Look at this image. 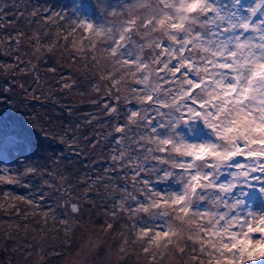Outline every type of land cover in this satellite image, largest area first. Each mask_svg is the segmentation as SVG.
Wrapping results in <instances>:
<instances>
[{
  "label": "snow or ice",
  "instance_id": "snow-or-ice-1",
  "mask_svg": "<svg viewBox=\"0 0 264 264\" xmlns=\"http://www.w3.org/2000/svg\"><path fill=\"white\" fill-rule=\"evenodd\" d=\"M89 7L104 22L78 16L74 30L89 34V51L103 47L113 69L105 77L117 92L129 80L136 85L128 102L138 107L113 125L117 145L128 147L113 154L112 170L127 165L139 192L120 189L111 215L143 213L133 227L152 260L153 248L174 245L181 257L190 251L191 264H264V0H94ZM106 110L120 116L118 106ZM4 143L0 134V152ZM141 157L154 163L146 167ZM16 175L2 168L0 182L19 183ZM162 184L175 187H155Z\"/></svg>",
  "mask_w": 264,
  "mask_h": 264
},
{
  "label": "rangeland",
  "instance_id": "rangeland-1",
  "mask_svg": "<svg viewBox=\"0 0 264 264\" xmlns=\"http://www.w3.org/2000/svg\"><path fill=\"white\" fill-rule=\"evenodd\" d=\"M10 1L0 2V9L5 8V13L10 9ZM110 2L119 3L120 0H110ZM248 2L250 0H245V3ZM90 3H93V1L78 0L75 2V0H72L68 11L63 9L47 11V9H43L42 13L48 15L46 18H49V20L43 18V20H38V23L45 28L47 25L52 26L53 22L57 20L54 15L57 12L62 13L64 17L68 15L73 21L79 16L94 19L97 23L104 22L103 17L91 10ZM24 5H28L27 16L37 15V11H32L29 4ZM108 19L112 20L114 18L109 17ZM84 34L89 44L90 36L86 32ZM88 44H71V51L63 54L62 61L67 64L64 69L69 68L76 71L75 73L84 71V61L92 59L100 67L102 63L101 70H105V72L100 70L91 79L85 75L91 74L90 67L83 72L85 73V79L75 88L78 95L74 97V100H80V96L90 104L87 110L82 111V122L89 125L90 123L94 125L100 123L99 132L107 128L103 132L104 134L96 133L98 136H95L94 133L92 136L89 129L84 132H79L78 129L70 133L67 131L63 137L67 140L65 147L68 153L64 154L62 150H59L55 159L48 160L53 163L27 160L14 166H10L9 163L2 166V168L14 170L17 175L13 179L19 181V183L14 182L12 184L1 182L3 193L0 197V239L7 235L11 237L10 247L20 248L18 253L21 255L22 260H20L21 262L18 261V264H44L47 256L54 257L55 253L58 254L61 248L54 250V247L58 242L61 243V239L56 236V233L60 230L63 231L60 233L68 231V238L62 240V243L68 246V248L62 250L64 264H121V261H119L121 252L114 254L113 250L105 246L106 243L104 242L109 241L116 223L127 230L126 238L129 234L136 233V229L133 227L134 219H139V216L143 215V213H140L133 218L122 210L118 211L115 217L111 215L116 199L121 195L120 189H127L124 195L129 193L138 195L139 192V189L134 188L131 184L132 173L127 165L123 170L119 168L112 170L115 167V162L112 160L113 154L118 152L121 147H128L126 144L117 145L116 140L119 138V134L114 131L113 125L125 124L126 121L122 118L124 114L136 110L138 107L135 101L128 102L133 96L128 88L136 85H132L129 80L117 92L111 86L109 79L105 77L107 71L113 70L112 66L107 64L106 60L103 62L102 57H94L95 53L89 51ZM19 52L20 50L16 48L15 53L18 57ZM99 54L105 55L103 49ZM97 60H99V63L96 62ZM58 82L61 86L65 85V82L61 83L60 79ZM68 84L70 85L71 82ZM122 102L123 107L118 106ZM106 106H118L120 116L113 117L110 115L106 110ZM9 107V104L2 105L0 113L9 112L11 110ZM4 125L5 121L2 122V126ZM76 125L79 124L76 123ZM110 133H112L111 138ZM61 157L68 161L71 160V162L78 159L77 162H81L82 168L80 169L74 162L72 164L71 162L62 161ZM141 162L145 163L146 167L150 163H154L150 160L144 161L143 157H141ZM18 165H20L19 168H17ZM27 167L35 168L36 171L33 174L27 173L25 172ZM71 176V179L74 178L73 180L70 179ZM36 178L39 184L36 183ZM68 179L73 183H67L65 180ZM74 180H82L86 187L84 188V185L75 183ZM85 180L88 181L84 182ZM155 187L158 190H163L175 186L162 184L155 185ZM28 201H32V203ZM65 202H67V205L76 203L80 211L75 214L71 213L70 207ZM99 208L103 211L98 212L97 209ZM61 220L67 221V223L62 224ZM108 223H112L113 227L111 229L107 228ZM46 237H49V242L51 240L54 242L47 243ZM185 241H182V243ZM130 243L133 246L141 247L138 250L135 249V253L126 259V264H146V261L150 264H165L167 259L172 260L174 263L182 261V264H191L190 251L186 250V254L181 257L174 245L169 246V252L164 249L157 251L153 248L152 250L156 251V258L152 262L147 259L150 257L143 252V247L148 245H142V242L137 238L131 239ZM48 244H51L53 248L50 249ZM100 252L105 254L98 256ZM9 258L7 257V260ZM45 264H49V262Z\"/></svg>",
  "mask_w": 264,
  "mask_h": 264
},
{
  "label": "trees",
  "instance_id": "trees-1",
  "mask_svg": "<svg viewBox=\"0 0 264 264\" xmlns=\"http://www.w3.org/2000/svg\"><path fill=\"white\" fill-rule=\"evenodd\" d=\"M17 1L20 7H23L24 4H29V7H32V11H37V15L29 17L28 27L23 30L24 39L21 40V45L14 48H5L6 45L3 43L4 47H0V107L4 104H9V108H11L7 113H0V118H2L0 119V134L3 135L5 140L3 151L0 152V169L6 163L14 166L27 160L53 163L48 160L55 159L59 150H62L64 154L68 153L65 147L67 140L63 137L67 131L70 133L78 129L79 132H84L89 129L90 135L93 136L95 133V136H98L96 133L104 134L103 132L107 129L105 128L102 132H99L100 123H95V125L83 123L81 118L82 111L87 110L90 104L80 98V96V100H74V97L78 95L75 88L85 79V75L90 79L93 78V75H97L102 69V63L100 67L92 59L84 61L85 69L83 72L90 67L91 74L88 75L83 72L75 73L76 71L69 68L64 69L67 64L62 61L64 58L63 54L71 51V44H88L83 30H74V21L68 15H65L64 19H57L52 26L47 25L46 28L38 23V20H43V18L45 19L48 16L42 13L43 9H47V11L59 9L68 11L72 0ZM91 1L94 2V0ZM45 20L48 21L49 18ZM16 48L20 50L19 57L15 53ZM102 49L103 47L99 46L94 52V57H102L103 62H105V55L99 54ZM49 69H54L55 71H49ZM101 71L105 72V70ZM59 79L61 83L65 82V85H59ZM69 82H71L70 85L68 84ZM118 106L123 107V102L119 103ZM1 120L2 122L5 121L4 126H2ZM76 123L79 125H76ZM21 131L23 132V138L13 135ZM111 136L112 133H110V138ZM12 139H15L16 143L26 144V146L23 150H16L13 144L8 143ZM61 158L64 162H71V160L68 161L63 157ZM77 161L79 160L74 159L71 163H76L81 169L82 164ZM19 167L20 165L17 166V168ZM70 179L65 181L73 183L71 180L74 178ZM35 181L39 184L37 178ZM74 181L79 185H84L82 180ZM87 181L85 180L84 182ZM83 187L85 188L86 185ZM2 193L0 182V197ZM97 211L102 212L103 210L99 208ZM60 232L63 231L60 230L56 233V236L61 239V243L57 241V245L54 244V250H59L60 247L61 251L58 254L55 253L54 257L47 256L44 260L45 263L60 264L61 262V264H64V253L62 250L68 248V246L64 245L62 240L68 238V231L66 233ZM126 235L127 230L121 227L119 223H116L109 241L104 242L106 243L105 246L113 250L114 254L121 252V258L119 259L121 264H126V259L135 253V249L138 250L141 247L133 246L130 243L131 239L137 238L136 233L129 234L127 238ZM46 238L47 243L54 242L52 240L49 242V237ZM10 239L11 237L7 235L0 239V264H18L17 262L22 260L21 255L18 253L20 248L10 247ZM48 247L50 249L53 248L51 244H48ZM167 251L169 252V249ZM103 254L105 253L100 252L98 256ZM7 257H10L9 260H7ZM147 259L154 262L151 258ZM180 263L182 264L183 262L174 263L172 260L167 259L165 264ZM146 264L150 263L146 261Z\"/></svg>",
  "mask_w": 264,
  "mask_h": 264
},
{
  "label": "flooded vegetation",
  "instance_id": "flooded-vegetation-1",
  "mask_svg": "<svg viewBox=\"0 0 264 264\" xmlns=\"http://www.w3.org/2000/svg\"><path fill=\"white\" fill-rule=\"evenodd\" d=\"M5 0H0V2ZM10 9L5 13V8L0 9V47L14 48L21 45L23 30L29 24L28 5L20 7L17 0L10 1ZM26 14V15H25Z\"/></svg>",
  "mask_w": 264,
  "mask_h": 264
},
{
  "label": "water",
  "instance_id": "water-1",
  "mask_svg": "<svg viewBox=\"0 0 264 264\" xmlns=\"http://www.w3.org/2000/svg\"><path fill=\"white\" fill-rule=\"evenodd\" d=\"M70 204H73V203H70ZM74 204H76V203H74Z\"/></svg>",
  "mask_w": 264,
  "mask_h": 264
}]
</instances>
